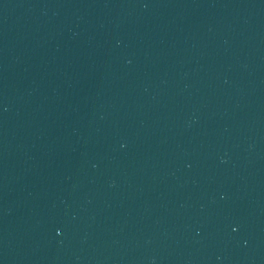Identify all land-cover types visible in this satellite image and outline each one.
<instances>
[{"label": "water", "instance_id": "water-1", "mask_svg": "<svg viewBox=\"0 0 264 264\" xmlns=\"http://www.w3.org/2000/svg\"><path fill=\"white\" fill-rule=\"evenodd\" d=\"M0 119L114 161L264 173V0H0Z\"/></svg>", "mask_w": 264, "mask_h": 264}]
</instances>
